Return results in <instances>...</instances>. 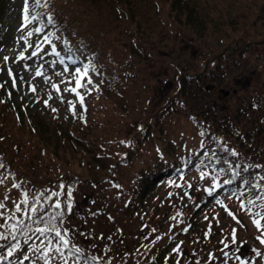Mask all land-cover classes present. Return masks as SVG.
<instances>
[{"label":"rangeland","instance_id":"374dc122","mask_svg":"<svg viewBox=\"0 0 264 264\" xmlns=\"http://www.w3.org/2000/svg\"><path fill=\"white\" fill-rule=\"evenodd\" d=\"M193 2L203 16V34L171 21L166 15L167 0H135L127 12L132 16L110 0H75L71 7L60 0L55 6L58 17L63 12L79 10L77 29L90 42L91 51L98 53L97 59L89 55L84 65H75L76 54L69 43L63 47L60 33L50 39L64 57L63 64L47 44L36 57L16 59L28 47L21 39L27 29H22L24 0H11L6 15L11 28L0 44V79L11 85L15 80L16 96L34 109L52 131L69 128L86 139L96 135L98 139L82 166L59 164L54 157L25 142L19 125L0 108V148L5 163L0 168V179L4 181L0 184V201L12 209L13 202L28 191L30 180L55 188L64 170L77 172L82 179L71 185L73 207L63 228L69 230L71 241L83 251L118 264H177L178 260L180 264H239L235 257L264 264V244L260 243L264 229L253 224V219L258 218L253 213L264 214V204L246 205L245 201L242 208V195L222 192L212 202L203 201V192L213 180L206 171L172 176L144 206L131 205L135 174L153 161L166 142L181 144L184 147L179 150L186 148L187 152L198 143V126L192 115L228 140L241 133L243 124L251 118L264 119V106H259L264 97V38L260 39L264 37V0ZM38 26L41 24L30 28ZM49 30L44 28V33L29 38L33 48H28L26 57L31 56L42 35L51 33ZM244 40L255 43L241 51H230ZM220 50L224 56L216 73L195 78ZM85 65L91 67L82 83L87 84L89 79L92 83L79 89L84 96L81 105L75 93L63 89L75 86V69L83 70ZM37 70L41 76H36ZM181 72L189 73L182 95L168 105L154 134L128 162L112 168L113 160L119 157L120 140L125 139L136 120L146 119L164 107L170 95L180 89ZM69 101L74 103L75 114ZM263 142L264 135L259 145ZM202 172L207 173L204 178ZM13 183H19L21 188H13ZM5 196L9 199L4 200ZM178 212L182 213L177 217L181 223L170 219ZM261 223L264 225V220ZM157 235L162 238L153 244ZM177 245L180 254L172 252ZM224 252L229 255L224 256ZM210 253L215 259L209 258ZM25 254L32 256L29 246L19 253L22 257ZM69 264H74L72 258Z\"/></svg>","mask_w":264,"mask_h":264},{"label":"trees","instance_id":"16d2710c","mask_svg":"<svg viewBox=\"0 0 264 264\" xmlns=\"http://www.w3.org/2000/svg\"><path fill=\"white\" fill-rule=\"evenodd\" d=\"M59 1L40 0V6L35 8V13L41 16L40 24L44 25V28L50 29L51 31L49 30V32L51 33H60L63 37L61 40L63 47H65V42L71 45L77 57L73 64L84 65L87 60H90L89 55L91 58L97 59L98 53L91 51L90 42L77 29V25L81 21V12L78 13L79 10H77L73 13L67 10L68 12L61 13L63 15L59 18L58 15L60 13L57 14L55 12V6ZM62 1L69 7H71V3L75 2V0ZM134 1L110 0L115 6L124 8V12L130 16L132 14L127 12L131 11ZM10 2L11 0H0V44L6 40L7 33L11 28V23L6 18ZM167 2L169 7L166 15L171 21L180 25H187L198 34L205 32L206 26L202 18L203 16L193 0H167ZM49 17L53 21L51 24L48 23ZM263 38L261 37L260 39ZM253 43H255V40H244V42L237 43L236 47L232 46L230 51L234 52L236 49L241 51ZM223 50L215 52L212 55V59L201 67L195 78H199L201 75H214L222 62L224 56L222 54ZM188 77L189 73L181 72L180 89L170 95L164 107L154 110L145 116L146 119L139 118L133 123L132 129L126 134L125 139L120 140L118 147L120 151L119 157L116 156L113 160L112 168L120 163L128 162L144 145L146 139L154 134L153 129L155 126H159L160 117L167 111L168 105L178 100L182 95V89ZM16 94L17 85L13 87V85L0 79V108L2 112L11 115L15 123L19 125L21 129L20 136L23 137V140L37 147L40 152L48 154L51 158L54 157L59 164L82 166L87 161L92 148L94 149L93 144L95 143V139H98V135L95 138L86 139V136L76 135L69 128L61 127L59 130L56 129L58 132L54 129L52 131L49 124L42 120L40 115L34 109H31L22 98L16 96ZM259 106H264V97L259 102ZM182 108L187 109L183 104ZM192 118L197 122L198 126V143L193 144L195 147L187 152L188 149L186 148L184 151L179 150V147H184L181 144H175V142L171 141L166 142L163 149L156 153L153 161L142 167L135 174L130 198L131 205L134 208L144 206L158 192L165 180L175 175H183L197 170L206 171L215 178V180L211 179V185L207 188L213 189L212 194L209 195L206 189L203 192V201L212 202L222 192L242 195L243 202L246 201V205H248V200L264 204V201L256 200L257 196H264V187H255L257 184L264 186V179H261L264 177V142L259 145L261 137L264 135V119L260 121V118H251L248 124H243L241 133H235L232 140H228L222 136L223 134L220 135L215 132L209 124L197 118L195 114L192 115ZM231 150H234L238 155H231ZM2 154L3 152L0 148V164H3L5 167ZM256 165L261 167H255ZM79 179H82L79 173L64 170L63 176L58 180L55 188L38 183L32 179L29 181L28 192L32 196H35L41 192L47 194L51 191H60L58 188L59 184L63 183L67 189V187H71L72 183ZM90 179L94 180L95 178L91 177ZM225 180L231 182L225 184ZM217 184H219V187L216 186ZM247 194H251V196L246 199ZM53 199L57 198L54 197ZM58 199L62 201L63 208V202L66 199L65 195H61ZM50 203L51 201L46 203L45 208H48V211L52 212L54 210L48 207ZM16 215L20 216L21 213H17ZM66 215L67 213L63 217V221ZM3 222L1 221V223ZM0 231H4V229H0ZM19 239L22 247L12 257H9L7 261H0V264H9L10 261L23 259L19 253L25 250L28 245L24 244L23 237ZM0 244H5V248H0V252L5 250V253H3L6 254V242L0 241ZM83 253L85 257L95 256L89 251H83ZM156 259H159L158 255H156ZM109 262L110 264H118L110 260H103V264H109ZM24 263L30 264L31 259L24 261ZM246 264L256 263L246 262Z\"/></svg>","mask_w":264,"mask_h":264},{"label":"snow or ice","instance_id":"6c2138e0","mask_svg":"<svg viewBox=\"0 0 264 264\" xmlns=\"http://www.w3.org/2000/svg\"><path fill=\"white\" fill-rule=\"evenodd\" d=\"M31 3V8H30ZM40 6V0H24L23 6V24L22 29H27L26 36H22L21 39L24 43L28 46L25 48L24 51L20 52L19 55L16 57L17 60H24L30 59L31 57H36L43 51V45H51V52L52 54L60 57V63H64V57L60 56V53L56 50V45L50 39L54 33H48L42 35V39H38L35 43L34 50L31 52L30 57L25 56V52L28 48H33V44L29 42V38L33 37L34 35L44 33V25L30 28L33 24H38L41 21V16L38 13H35V8ZM52 18H48V23L51 24ZM67 44V42H65ZM71 51L70 49L68 50ZM69 60H72V56H68ZM4 60L7 61L8 57H4ZM73 63L75 61L73 60ZM91 65H85L83 70L80 68L75 69L76 78H75V86L74 87H65L63 89L64 92L75 93L76 97L79 99L81 105L84 102V96L81 94L79 89L87 88V84H91L92 81L89 79L87 84L82 83L84 77L88 75L89 68ZM94 70V69H93ZM64 71H68L67 68ZM9 76L12 75V71L9 68L8 70ZM42 73L37 70L36 76H41ZM47 79V78H46ZM13 87H15V80H13ZM53 88L57 91H60L58 85L53 84ZM32 91H35V88H32ZM47 103V101H45ZM70 108L73 109L74 112V103L72 101L68 102ZM53 111H56L53 109ZM230 154L235 156L238 155L234 150L230 151ZM4 165L0 164V168H3ZM255 167H261L256 165ZM223 171V169H221ZM207 173H201V178H204ZM215 180V178H213ZM261 179H264L262 177ZM4 181L0 179V184ZM231 181L225 180L224 183H230ZM219 187V184L216 185ZM12 187L15 189L21 188L19 183H13ZM255 187H264L259 184L255 185ZM60 191H51L50 193L41 192L35 196H32L31 193L28 191H24L21 194V199L17 202H13L12 209L7 207V204L3 201H0V218H3V223H0V229H4V231H0V241L6 242V254H0V261H7L9 257H12L14 253L22 247L20 237L24 238V244L29 246V251L32 253V256L25 254L23 255L22 260H13L10 261L9 264H24V261H28L31 259V264H38L39 261H43V264H69V259L72 258L74 260V264H80L81 260H83V264H103V257L97 256H90L85 257L83 250L75 245L69 236V230L63 228V217L66 213H70L73 207L72 201V188L67 187L61 183L58 185ZM66 189V191H65ZM209 195L212 194L213 189H207ZM61 195H65L66 199L63 202L62 208V201L58 199ZM31 196V200H30ZM56 197L57 199H53ZM7 196L4 197V200H8ZM256 200L264 201V196H257ZM51 201L48 204V207L53 209L54 211L49 212L48 208H45V204ZM217 203H222L221 201H217ZM248 205H254L253 200L247 201ZM226 207V206H225ZM241 207L244 208L245 205L243 201H241ZM251 211V209H249ZM17 213H21L20 216H17ZM182 213H177L176 216L170 217V219L177 220V217L181 216ZM228 215L232 216L235 219V215L228 211ZM254 218L253 224L257 229H264V225H262L261 221L264 220V214L260 212L253 213ZM207 219V217H205ZM178 223L182 221L177 220ZM156 229H152V232H155ZM183 231L187 232L188 228H184ZM235 233V230H233ZM205 235L207 236L208 233L206 232ZM162 237L157 235L155 240L152 241L153 244L156 241H159ZM111 239V237H109ZM259 239V238H258ZM31 242V243H29ZM235 239L233 243H235ZM260 243L264 244V239H260ZM225 247H228L225 244ZM0 248H5V244H0ZM173 253L180 254L181 249L180 245H177L175 248L172 249ZM224 256H228L229 253L224 252ZM257 255H260L257 252ZM210 259H215L212 254H209ZM239 260V264H246V262L241 259L240 257H235ZM110 264V262H109ZM177 264H180L179 260Z\"/></svg>","mask_w":264,"mask_h":264}]
</instances>
